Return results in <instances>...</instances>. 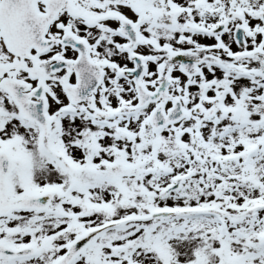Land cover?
<instances>
[{"label": "snow or ice", "instance_id": "6c2138e0", "mask_svg": "<svg viewBox=\"0 0 264 264\" xmlns=\"http://www.w3.org/2000/svg\"><path fill=\"white\" fill-rule=\"evenodd\" d=\"M0 264H264V0H0Z\"/></svg>", "mask_w": 264, "mask_h": 264}]
</instances>
